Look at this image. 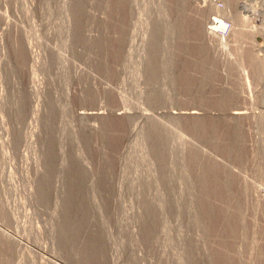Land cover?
Listing matches in <instances>:
<instances>
[{
    "label": "rangeland",
    "instance_id": "1",
    "mask_svg": "<svg viewBox=\"0 0 264 264\" xmlns=\"http://www.w3.org/2000/svg\"><path fill=\"white\" fill-rule=\"evenodd\" d=\"M220 2L247 14L225 44ZM238 4L0 0V228L26 245L0 233V263L264 264V58Z\"/></svg>",
    "mask_w": 264,
    "mask_h": 264
},
{
    "label": "bare ground",
    "instance_id": "2",
    "mask_svg": "<svg viewBox=\"0 0 264 264\" xmlns=\"http://www.w3.org/2000/svg\"><path fill=\"white\" fill-rule=\"evenodd\" d=\"M176 1V0H175ZM179 1V0H178ZM184 1V0H183ZM251 2V0H244V1H241V3H240V1H238V0H236V2H239V6L242 8V10H245V9H250V15L251 16H256L257 18H259L260 20H264L263 18H264V2L263 1H261V4H259V5H261V6H259V7H256V2H255V0H253L254 2H255V5H254V3H253V5L252 4H250V2ZM257 1V0H256ZM259 1V0H258ZM173 2V1H172ZM182 2V1H181ZM249 2V3H248ZM173 3H175V2H173ZM177 3V2H176ZM178 3H180V2H178ZM177 3V4H178ZM226 5H228L227 4V2L225 3ZM73 9H74V14H75V16H76V18H78L77 17V15H81V9H80V6H78V1H74V3H73ZM181 5V4H180ZM225 5V6H226ZM230 6V5H229ZM232 6V5H231ZM258 6V5H257ZM178 7H179V5H178ZM182 7V6H181ZM227 8V7H226ZM224 9V6H223V11H225L224 13L225 14H227L228 15V17L230 18V20H232V22L234 23V22H238L239 20H243L242 18H245V15L247 16V14H245V15H243V14H241V12H239L238 10H237V5L234 7V9H231V10H228V8L227 9ZM177 9H179V8H177ZM228 10V11H227ZM233 10V11H232ZM222 11V10H221ZM181 12V11H180ZM245 12V11H244ZM79 13V14H78ZM177 13V12H176ZM224 14V15H225ZM177 15V14H176ZM249 15V16H250ZM81 18V17H80ZM175 18H178V16L177 17H175ZM247 18V17H246ZM251 18V17H250ZM180 19V18H179ZM78 20V19H77ZM80 20V19H79ZM220 21V25H222V27H224V23H222L223 21L222 20H219ZM78 22V21H77ZM243 22V21H242ZM75 25V24H74ZM237 25V24H236ZM233 26H234V24H233ZM252 26H254V25H252ZM78 27V26H77ZM209 28H207L206 27V30L209 32V34H210V32H212V30L214 29V26H208ZM169 28V27H168ZM170 28H171V26H170ZM77 29V28H76ZM191 29V28H190ZM237 29H238V27H237ZM236 29V30H237ZM242 29V27H240V30ZM172 30V29H171ZM239 30V29H238ZM82 32V31H81ZM80 32V33H81ZM233 32H234V29H233ZM233 32H232V34L231 35H234L233 34ZM239 31H237L236 33L237 34H239L238 33ZM76 34V33H75ZM132 34V33H131ZM77 35V34H76ZM205 35V34H204ZM125 36V35H124ZM123 36V37H124ZM131 36V35H130ZM129 36V37H130ZM214 36V35H213ZM212 36V37H213ZM78 37V36H77ZM88 37V36H87ZM94 37V36H93ZM122 37V38H123ZM154 37V36H153ZM152 37V38H153ZM232 37V36H231ZM75 38H76V36H75ZM234 39H235V37H234ZM76 40V39H75ZM81 40V39H80ZM80 40H78V41H80ZM236 40V39H235ZM244 40V39H243ZM86 41H87V38H86ZM209 41V40H208ZM103 42V41H102ZM123 42V41H122ZM212 42V41H211ZM84 43H85V40H84ZM105 43V42H104ZM130 45V44H129ZM214 45H215V43H214ZM24 46V45H23ZM215 46H217V45H215ZM214 46V47H215ZM128 47V46H127ZM213 47V46H212ZM153 48V47H152ZM154 48H155V46H154ZM213 49V48H212ZM217 49V48H216ZM240 49V48H239ZM238 49V50H239ZM155 50V49H154ZM215 50V49H214ZM211 51V50H210ZM240 51V50H239ZM238 51V52H239ZM246 51V50H245ZM256 51V50H255ZM129 52H130V47H129V50L128 51H126L125 52V55L126 54H129ZM179 52V51H178ZM217 52V51H216ZM18 53V52H17ZM151 53V52H150ZM253 53V52H252ZM20 54V53H19ZM32 54V53H31ZM154 54V53H153ZM238 54V53H237ZM22 55V54H21ZM256 55V54H255ZM31 56V55H30ZM30 56H28V57H30ZM257 57V56H256ZM255 56H254V54L252 55V54H250V60L248 61V63L250 64V66L251 67H254L255 68V70L256 71H254L255 73H262V71L261 70H258L257 68L258 67H260L259 66V64L257 65V63H259V61H258V59L256 58ZM247 59H249L248 57H247ZM244 61V60H243ZM263 63H264V61H263ZM262 69V68H261ZM152 70V69H151ZM263 70V69H262ZM240 73H241V71H240ZM252 73V72H251ZM236 74H238V73H236ZM260 77V76H259ZM227 95V94H226ZM217 97V96H216ZM172 113L170 114L171 115V117H173L174 119H180V118H183V117H189V118H193V119H199L200 120V118H202L201 116V114L199 113V112H197L196 110H188V111H184V112H182V111H178V112H176V111H171ZM101 112H99L98 111V109L97 110H91V111H80V114H79V116L80 117H89V118H93V117H100L101 115H99ZM245 112H238V111H234V112H232V113H230V115H231V117H232V119H230V121H231V126H229L230 128H231V130H232V132L234 131V133H233V138H231V141L233 142L234 140H236V134H235V130L237 129V128H239V123L237 124V121L239 120V119H241L242 118V116H244L243 114H244ZM140 114L142 115V116H144V117H146V118H148L149 116L147 115V114H145V113H141L140 112ZM170 115H168V116H170ZM124 116V115H123ZM127 116V115H126ZM132 116L131 115H128V119L129 118H131ZM149 118H151V117H149ZM194 120V121H195ZM202 120V119H201ZM261 120H263V119H261ZM196 122V121H195ZM210 122H212V121H210ZM261 122H263V121H261ZM260 122V123H261ZM127 123V122H126ZM151 123V122H150ZM257 123V122H256ZM195 125L197 124V123H194ZM242 124V123H241ZM151 125V124H150ZM209 125V124H208ZM212 125V124H211ZM239 125V126H238ZM196 126H198V125H196ZM257 126V125H256ZM262 126H264V125H262ZM132 127H133V125H132ZM151 127H152V131L154 130V125L152 124L151 125ZM205 127V126H204ZM210 128L212 127V126H209ZM251 128V127H250ZM257 128H258V126H257ZM135 128H132V130L130 131V132H133V130H134ZM150 129V128H149ZM206 129V128H205ZM212 129H216V128H212ZM222 129V128H221ZM240 129V128H239ZM249 129V128H248ZM238 130V129H237ZM241 130V129H240ZM135 131V130H134ZM212 131V130H211ZM210 130L208 131L209 133L211 132ZM261 131H262V128H261ZM125 132V131H124ZM155 132V131H154ZM230 132V131H229ZM264 132V131H263ZM203 133V132H202ZM208 133V134H209ZM259 133V132H258ZM156 134V133H155ZM209 136H211V135H209ZM228 136V135H227ZM160 137V136H159ZM212 138V137H211ZM248 138V137H247ZM260 138H262V134H261V137ZM214 139V138H213ZM238 139V138H237ZM220 140V139H219ZM236 141H238V140H236ZM230 142V141H229ZM235 142V141H234ZM239 142V141H238ZM232 144V143H231ZM251 144V143H250ZM210 146H212V145H210ZM251 146V145H250ZM257 146H260V145H257ZM261 147V146H260ZM257 149H259L258 147H256ZM199 150V149H198ZM203 150V149H202ZM230 151H231V149H230ZM259 151H260V149H259ZM224 152V151H223ZM253 152V151H252ZM49 153H50V151H49ZM161 154V153H160ZM200 154V153H199ZM198 155V154H197ZM103 156V155H102ZM210 156V155H209ZM52 157V156H51ZM49 158L50 159V164H49V168L51 169L52 168V164H54V162H52V164H51V159H52V161H53V158ZM111 157V156H110ZM199 157V156H198ZM215 157V156H214ZM239 157V156H238ZM99 163H101V162H99ZM205 163V162H204ZM212 163V162H211ZM238 163V162H237ZM61 164H62V161H60L59 162V165L61 166ZM82 165H84V170L85 171H88L89 169H88V167L86 166V163L84 162V164L82 163ZM205 166V165H204ZM211 166V165H210ZM209 167V166H208ZM216 167V166H215ZM48 168V169H49ZM49 169V170H50ZM210 169V168H209ZM243 169V168H242ZM49 170H47L46 171V173H48V171ZM78 172H80V173H82V170L80 169V171L79 170H77ZM77 171H76V174L75 175H77L78 176V173H77ZM213 173V172H212ZM211 173V174H212ZM245 173V172H244ZM42 174V173H41ZM74 175V176H75ZM225 175V174H224ZM226 175H227V173H226ZM79 176H82V175H80L79 174ZM204 176V175H203ZM206 176V175H205ZM217 176V175H216ZM207 178V177H206ZM225 178V177H224ZM226 178H227V176H226ZM225 178V179H226ZM74 179H76V176H75V178ZM78 179H79V177H78ZM212 179V178H211ZM219 179V178H218ZM77 180V179H76ZM236 182V181H235ZM40 184V183H39ZM211 184V183H210ZM204 185V184H203ZM39 186V185H38ZM44 186V185H43ZM41 188H42V183L40 184V193H43L44 192V189H42L41 190ZM226 188V187H225ZM230 191V190H229ZM212 193V192H211ZM77 196V195H76ZM210 199V198H209ZM209 199H207V200H209ZM214 200V199H213ZM223 200V199H222ZM225 200V203H226V199H224ZM55 201V200H54ZM211 201V200H210ZM212 202V201H211ZM55 204V206L57 205V202H55L54 203ZM202 204V203H201ZM222 204H223V202H222ZM199 205V204H198ZM209 205V204H208ZM217 205V204H216ZM54 206V205H53ZM207 206V205H206ZM212 205L210 204L209 205V207H208V210H210V211H212L213 209H212ZM55 208V207H54ZM56 209V208H55ZM218 209V208H217ZM226 209V208H225ZM223 210V209H222ZM215 211V210H214ZM208 212V211H207ZM226 213V212H225ZM152 214V211H150V210H147V216L149 215H151ZM216 221V220H215ZM228 223V222H227ZM204 226V225H203ZM72 228H74V227H72L71 226V229ZM217 228V227H216ZM70 229V230H71ZM67 231V230H66ZM229 231V230H228ZM71 232V231H70ZM0 233L2 234V236L4 235L5 237H6V239L7 240H9V241H7L8 243H10V245L8 244V245H4L3 246V248H5V250H6V252H8L9 250H10V248L12 247L11 246V244H13L14 243V245L15 244H18L19 246L20 245H25L24 243H22L21 242V238L19 239L18 237H16L15 235H12V234H8L7 233V231L5 232V230H3V229H1L0 228ZM68 234V233H67ZM219 236V235H218ZM4 237V238H5ZM66 237V236H65ZM3 238V237H2ZM24 239V238H23ZM69 239V238H68ZM2 240V239H1ZM66 242V241H65ZM95 243V242H94ZM31 244V243H30ZM86 244V243H85ZM91 244V243H90ZM36 245V244H35ZM87 245V244H86ZM97 245V244H96ZM89 246V245H88ZM87 246V247H88ZM92 246H93V243H92ZM25 247H26V245H25ZM28 247V246H27ZM87 247H86V250L88 251V249H90V248H88L87 249ZM91 247V246H90ZM22 248V247H21ZM19 249V248H18ZM33 250V249H32ZM70 251V250H69ZM35 252V251H34ZM86 252V251H85ZM84 252V253H85ZM87 254H88V252H87ZM93 254V253H92ZM70 255V254H69ZM50 256H52V257H54L55 259H57V260H59V258L58 257H56L57 256V254H55L54 255V252H52V254L50 253ZM87 257L89 256V255H86ZM91 256V255H90ZM90 256H89V258H87V263L88 262H90L89 261V259H91L90 258ZM93 256V255H92ZM94 257V256H93ZM83 260V259H82ZM84 260H85V258H84ZM84 260H83V262H84ZM48 261H49V263L50 264H62V262L60 263L59 261H56V260H54V259H48ZM93 261V260H92ZM79 262H80V260H79ZM95 262V261H94ZM209 262V261H208ZM68 263V262H67ZM85 263H86V261H85ZM86 263V264H87ZM0 264H6V260H4L3 262H1ZM64 264V263H63ZM84 264V263H83ZM202 264V263H201Z\"/></svg>",
    "mask_w": 264,
    "mask_h": 264
},
{
    "label": "built area",
    "instance_id": "3",
    "mask_svg": "<svg viewBox=\"0 0 264 264\" xmlns=\"http://www.w3.org/2000/svg\"><path fill=\"white\" fill-rule=\"evenodd\" d=\"M217 6L223 10V4L221 2L217 3ZM219 19L223 21L222 23H224V27L220 25ZM211 20V24L212 26H214V29L212 30V32H210V34L217 36L218 33H220L218 36L221 35V41H223V43L225 44L223 39L226 38L228 34L234 29L233 22L228 18L225 19L221 17L219 13L213 15ZM250 20L253 21V31L258 33V35L256 36L253 34L252 42L254 45V49L256 50V56L264 58V20H258L257 17H253Z\"/></svg>",
    "mask_w": 264,
    "mask_h": 264
}]
</instances>
